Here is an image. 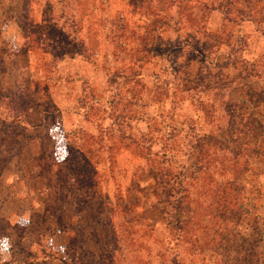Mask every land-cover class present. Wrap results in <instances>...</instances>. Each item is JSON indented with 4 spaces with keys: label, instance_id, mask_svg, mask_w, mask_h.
<instances>
[{
    "label": "rangeland",
    "instance_id": "rangeland-1",
    "mask_svg": "<svg viewBox=\"0 0 264 264\" xmlns=\"http://www.w3.org/2000/svg\"><path fill=\"white\" fill-rule=\"evenodd\" d=\"M84 1L80 10L78 0H0V160L9 158L0 162V264H160L157 256L150 255V234L141 236V230L136 229L139 218H146V224L160 218L158 212L150 210L155 182L147 171L136 180L145 192L143 197L137 195L142 198L136 200L138 207L119 216L100 205L101 196L83 200L78 190L60 183L56 171L62 165L66 182L72 183L78 175L70 166L82 162L80 153L70 148L71 136L65 138L64 134L76 127L87 132L94 129L78 107V97L89 88L103 100L118 93L132 103L124 100L126 109L147 116L163 110L173 114L172 123L183 122V137L178 138L183 152L187 151L180 157L186 163L182 173L187 177L199 149H187L196 139L190 136L192 131L202 129L200 134H205L222 128L226 114L234 115L229 128H235V139L224 144V151L220 150L222 145L215 151L230 159L238 157V162L247 161L236 180L246 210L238 232L247 238L249 231L256 229L254 237L261 246L258 264H264V0H191L190 8L186 0H179L178 6L177 0H170L164 12L174 17L190 15L195 22H183L178 30L157 34L152 55L156 65H151L149 58L136 84L141 100L146 101L139 108L134 105L133 80L121 82L120 78L116 85L108 84V73L128 65L134 54L117 48L114 57L113 47L120 39L106 35L121 34V18L127 23L123 34L127 30L142 32L150 4L133 9L128 0ZM80 14L87 20L80 31L88 32L87 46L95 52L92 62L77 54L71 39L74 31L70 20ZM128 40L127 48L132 43ZM173 68L200 93L193 102L184 99L175 105L174 111L169 97L162 106H150V83L158 78L155 84L167 81L172 89L178 81L170 72L175 73ZM196 98L204 102L203 109ZM13 118L24 125H16ZM130 124L134 130L145 128L144 123ZM190 125L196 129L190 130ZM42 152L49 154L45 164L51 166V172L40 173L43 165L31 163V157ZM116 161L113 172L123 188L131 182V174L140 173L139 165L125 150ZM139 163L145 164L142 160ZM108 168L102 155L97 165L104 170L101 194L111 187ZM211 173V178L231 177L216 167ZM81 176L84 173L77 178ZM183 182L187 185L190 181L185 178ZM128 227L137 230L135 235L126 236ZM112 229L118 234L116 242ZM177 251L163 264H175L178 254L181 264H213L220 259L210 250L202 256L181 248Z\"/></svg>",
    "mask_w": 264,
    "mask_h": 264
},
{
    "label": "trees",
    "instance_id": "trees-1",
    "mask_svg": "<svg viewBox=\"0 0 264 264\" xmlns=\"http://www.w3.org/2000/svg\"><path fill=\"white\" fill-rule=\"evenodd\" d=\"M186 1H188V8L193 6L191 0ZM138 2L139 4H137ZM84 3H86L84 0H78L76 5L81 10L85 7ZM145 3L147 4L146 7L150 4V14L144 18L142 32L127 30V33L123 34L122 32L126 31L125 24L127 23L121 18L119 21L122 24L120 23L118 29L121 30V34L117 35L114 32L106 35L108 39L114 40L118 37L120 39L113 47L115 48L113 49L114 57H117V48L127 49L130 54H134L132 59L129 58L128 65H122L111 70L106 79L109 86L114 83L116 85L120 78L123 80H120L121 82L133 80L131 83L135 89L133 90V100L134 105L137 104L138 108L145 105L146 101H142L136 84L140 83V73L149 58L150 64L156 65L152 61V55L156 52L157 34L168 29L178 30L183 22H195V18L190 17V15L174 17L164 12L172 3L170 0H128L127 2L128 6L133 9L145 7ZM175 3L178 6L179 0ZM204 6L206 5L204 4ZM83 21L86 22L87 20L81 14L76 20L75 18L70 20V27L74 31L71 39L77 47V54L83 60L92 62L95 61V52H92L93 48H90L89 44L87 46L88 32L80 31L84 25ZM117 23L115 25H119ZM75 29H79V31L75 33ZM95 33L98 32L95 30ZM128 39L132 40L129 48L125 47L128 45ZM173 70L175 73L170 72L173 77L176 75L178 81L172 89H170L167 81L162 80L161 84H155L159 80L158 78L155 79L154 83H150V106L152 103L162 106L165 99L169 97L168 101L172 105L170 109H173L175 105L181 104L184 99L193 102L196 94L200 93L195 86H191L180 77V72L178 75L176 71L179 69L173 68ZM151 75L154 77L150 71V77H152ZM89 89L85 95L78 97V107L82 108L83 116L90 120L94 129L87 132L83 128L76 127L70 130L69 134H64L65 138L71 136L70 148L82 156V162L79 163L78 160L76 166H70V170L78 176L79 173H84V176L74 177L72 183L66 182L65 165H62L56 171L60 183H66L69 189L78 190L80 192L79 198L81 197L83 200L88 197L101 196L100 205L107 207L112 214L115 212V216H119L123 215L125 210L129 212L138 207L137 201L139 202V199L142 198L137 195L143 197L145 192L139 188L136 180L146 175L144 172L147 171V174L155 182L150 191V210L158 212L160 218L150 219L149 224L145 223L146 218H139L136 229L141 230V236L146 232L148 235L150 234V255L157 256L160 264H163L164 260H167V256L173 252H179L177 251L179 248L200 256L206 250L213 251L220 256V259L212 262L213 264H258L261 246L254 237L257 234L256 229L252 228L247 238H242L238 232L239 221L246 210L242 206L243 197L240 195L241 189L236 185V180L238 173L246 167L247 161L238 162V157L230 159L224 154H216L215 151V147L220 145H222L220 150L224 151V144L235 139V128H229L231 123H234V115L226 114L227 121L223 125L224 127L213 128L205 134H200L202 129L194 131L195 125L188 126L190 130H193L190 136L194 135L196 139L187 146V149H197V147L199 149L195 156L192 171L187 177L186 174L182 173L186 163L180 159L187 153L186 150L183 152V146L179 142V138L183 137V122L172 123L173 114L163 110L150 112V116H147L139 110L126 109L123 104L126 99H122L120 95L118 97V93L115 92L103 100L102 95L97 94L93 88ZM126 102L132 104L129 100ZM196 104L203 109L204 102L198 98H196ZM13 119L16 125H24L19 118ZM168 120L171 121L169 125ZM132 121L137 124L144 123L145 128L143 130L131 129L129 126ZM216 132H219L218 136L214 135ZM184 135H188V133ZM124 150L136 159L140 173L131 174V182L122 188L120 178L113 172V169L118 155ZM210 150L214 153L213 155H211ZM102 155L110 167L107 169L111 173V179L108 182L112 181L111 187L108 186V190L103 194L100 193V181L104 170L97 169V165L102 160ZM47 157L49 154L44 152L31 157L32 165H43L40 173L52 171L51 166L45 164ZM8 159H2L0 162L8 161ZM141 160L144 161V165L139 163ZM2 166L3 164L0 163V171ZM213 167L228 172L231 177H226V179L211 178ZM185 178L190 181L187 182V185L183 182ZM205 196L207 197L205 198ZM125 201H128L126 206H124ZM111 220L109 219V223ZM143 227L146 228L143 229ZM137 230L128 227L125 234L126 236L135 235ZM111 232L112 240L116 242L118 235L116 229H112ZM178 256L179 254L174 258L175 264H181Z\"/></svg>",
    "mask_w": 264,
    "mask_h": 264
}]
</instances>
